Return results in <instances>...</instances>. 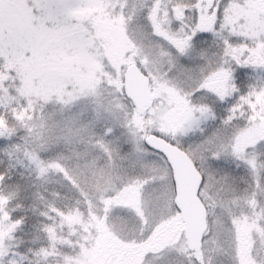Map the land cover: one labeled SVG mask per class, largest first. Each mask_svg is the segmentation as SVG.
I'll return each mask as SVG.
<instances>
[{"label": "snow or ice", "instance_id": "6c2138e0", "mask_svg": "<svg viewBox=\"0 0 264 264\" xmlns=\"http://www.w3.org/2000/svg\"><path fill=\"white\" fill-rule=\"evenodd\" d=\"M0 264H264V0H0Z\"/></svg>", "mask_w": 264, "mask_h": 264}]
</instances>
